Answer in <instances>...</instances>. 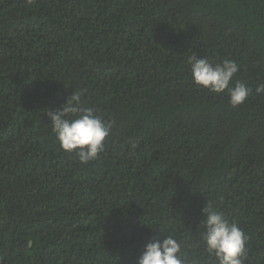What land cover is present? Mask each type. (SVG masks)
Returning <instances> with one entry per match:
<instances>
[{"label": "trees", "instance_id": "obj_1", "mask_svg": "<svg viewBox=\"0 0 264 264\" xmlns=\"http://www.w3.org/2000/svg\"><path fill=\"white\" fill-rule=\"evenodd\" d=\"M193 53L236 61L246 101L196 86ZM260 84L264 0H0V264H137L160 232L218 264L197 232L206 200L264 264ZM73 89L117 122L87 165L46 116Z\"/></svg>", "mask_w": 264, "mask_h": 264}, {"label": "clouds", "instance_id": "obj_2", "mask_svg": "<svg viewBox=\"0 0 264 264\" xmlns=\"http://www.w3.org/2000/svg\"><path fill=\"white\" fill-rule=\"evenodd\" d=\"M32 3V0H27ZM189 75L192 82L207 89L211 93L221 94L227 90L228 103L236 108L242 105L251 92L245 82L233 77L239 71V65L232 59L225 58L222 62L214 63L207 59H199L193 53L187 61ZM86 89H73L66 101L58 108L48 110L46 116L50 120L51 131L55 135L60 148L66 153H74L78 161L87 165L96 160L105 150V140L116 125L114 118L104 119L92 107H88L82 100ZM256 92L264 93V84L256 87ZM131 145L129 157L135 154L138 147L129 140ZM203 219L197 229L205 251L215 257L218 264H245L248 259L246 243L248 237L237 223L229 218L214 202L206 200L201 209ZM147 243L137 264H199L195 257H190L182 250L181 242L173 235H164ZM31 246V241L27 242Z\"/></svg>", "mask_w": 264, "mask_h": 264}]
</instances>
